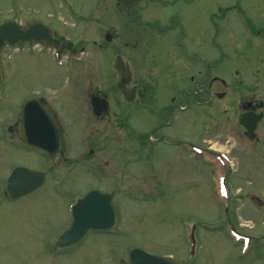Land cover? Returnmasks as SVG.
<instances>
[{
  "label": "rangeland",
  "instance_id": "374dc122",
  "mask_svg": "<svg viewBox=\"0 0 264 264\" xmlns=\"http://www.w3.org/2000/svg\"><path fill=\"white\" fill-rule=\"evenodd\" d=\"M106 1L0 0V23L46 21L57 28L58 34L74 42L82 41L79 44L85 48L75 53L64 50L62 59L59 55L56 57L54 47L44 44H19L2 50L5 70L0 90V264H119L117 257L126 255L125 248L132 245L153 254L172 253L184 258V232L195 225L201 245L198 244L193 264H264V120L259 122L257 139H249L237 122L235 108L223 115L221 126L215 132L203 125L195 105L189 117L177 119L162 130L192 144L211 145L228 155L231 164L224 173L226 188L218 179L223 173L220 163L217 162L215 169L207 156H185L172 146L158 147L155 156V145H146L142 148L144 159L135 161L132 155L137 141L127 142L128 148L121 150H110L112 147L108 145L105 153H110L107 157L112 160V167L117 161L131 162L122 180L127 182L125 190L116 191L115 228L104 235L92 231L67 252L56 248L54 241L69 223L68 205L90 189L110 190L107 184L114 185L111 182H116L119 171L95 164H91V173L89 167H72L61 171V181L51 175L41 188L17 201L4 197L2 183L9 168L17 163L34 168L39 163L34 154L32 158L25 157L23 150L6 142L5 129L14 123L25 97L42 93L52 108L60 106L63 113L58 117L64 127L66 152L72 158L82 154V140L92 126L88 93L95 84L103 89L107 86L104 73L116 50L111 47L119 45L117 40H105L104 29L109 26L113 33H118L121 24L118 6L112 0L108 7ZM233 1L195 0L183 9L185 14L194 15L195 11H209L220 3L228 5ZM239 3L247 19L255 23L254 47H234V40L245 38L241 36V16L235 20L238 27L234 30L224 23V28L232 30L234 36L223 33L226 54L223 67L226 71L237 67L245 77L243 85L249 87L255 81L257 96L264 100V0H239ZM175 9L171 5L168 12ZM252 72H256V78L251 76ZM4 110L6 116H3ZM154 120L149 111L133 113L130 123L135 137L155 136ZM227 217L233 219L237 230L256 237L250 246L253 250L243 258L238 255L242 246L234 244L224 224ZM186 220L192 221L185 223ZM224 225L226 231H222ZM52 248L59 254L54 255Z\"/></svg>",
  "mask_w": 264,
  "mask_h": 264
},
{
  "label": "flooded vegetation",
  "instance_id": "af4514ba",
  "mask_svg": "<svg viewBox=\"0 0 264 264\" xmlns=\"http://www.w3.org/2000/svg\"><path fill=\"white\" fill-rule=\"evenodd\" d=\"M194 1L140 0L124 4L121 0H114L121 15L120 29L118 33H113L107 26L104 31L112 34L111 42L118 41L117 48L114 45L111 50L116 49L113 56L120 55L127 66L126 79L129 81L125 89L131 92L132 99L128 100L117 87L120 74L110 62L109 69L104 73L107 86L103 89L95 84L88 93L90 95L88 111L92 118V126L89 129L90 133L82 140L81 147L84 149L81 155L74 158L68 156L62 120L60 121L56 108H52L41 94L30 97L40 98V102L55 122L59 131L58 151L55 154H48L27 143L21 133V111L16 112L17 119L5 129L6 142L23 150L25 157L32 158L34 154L33 157L39 162L34 169L45 172L47 178L48 172L60 169L64 162L72 167L85 166V162H88L90 173L93 168L91 164L97 165L101 162L111 169L112 160L107 157L109 153L105 152L108 145L111 148L113 141L118 142L120 150L128 148L125 145L127 142L137 141L133 149L137 159L142 157L141 136L135 137V132L132 131L133 124L130 123L135 112L141 114L149 111L155 117V140H157L155 156L160 146H172L175 151L191 156L185 146L178 145V142H189L187 139L174 134H164L162 130L164 127L172 126L177 119L189 117L192 105L198 108L203 125L208 126L213 132L218 130L223 115L229 113L231 108L237 109V122L244 112L260 113L262 115L260 121H263L264 100L257 96L258 84L256 85L254 81L252 86L243 85L245 77L237 67L233 71H226L223 67V59L226 55L224 31L229 37L234 36L232 30L238 27L235 20L237 21L238 16H241V36L247 39L234 40V47H238L240 42L245 49H248L255 42L252 38L256 35L255 23L247 19V14L239 0L226 6L220 3L209 11L200 13L195 11L194 15L185 14L184 6ZM105 3L111 7L112 0H107ZM171 5H175L177 9L168 12ZM224 23L232 27V30H226ZM55 36L61 38V35L55 34ZM63 45L62 42L61 46ZM94 74L95 72L91 75V79ZM251 76L256 78V72H252ZM96 96L101 101L107 102V104L103 103L106 106L104 107L98 103L101 102L99 99L96 100L95 105L99 114H95L91 103V99ZM75 98L78 100L76 96ZM5 112L6 110L3 116H6ZM259 122L255 134L248 136L249 139H257ZM243 131L246 133L245 127ZM128 163L129 161L125 163L120 161L115 167L120 173L121 180L127 173ZM18 165L24 166L22 163H17L9 170ZM104 175L107 178V174ZM119 185L126 188L127 184L119 182ZM26 195L13 198L11 201H17ZM183 243L184 258L172 253L163 255H172L186 264H193L187 258V238H183Z\"/></svg>",
  "mask_w": 264,
  "mask_h": 264
},
{
  "label": "water",
  "instance_id": "95a60500",
  "mask_svg": "<svg viewBox=\"0 0 264 264\" xmlns=\"http://www.w3.org/2000/svg\"><path fill=\"white\" fill-rule=\"evenodd\" d=\"M125 3H131L136 0H123ZM50 28L42 23H35L32 25L22 26L16 21H8L0 24V50L6 44L13 45L20 40L29 39H52ZM118 68L123 76H126V66L121 63L120 59L117 61ZM2 79V64L0 56V84ZM126 79V78H125ZM120 84V83H119ZM121 87V84H120ZM127 94V91H125ZM128 95V94H127ZM129 96V95H128ZM36 102H28L24 106V131L25 134L33 129L39 131L41 126L35 125L34 120H46L41 128L43 132V139L39 142L43 144L47 150L48 146L57 144L58 133L55 126L50 120L49 116L42 110L38 111V118L34 117L31 111V106ZM40 108V107H39ZM31 111V115H30ZM261 118L260 114L251 115L245 113L241 118V123L247 126L248 132L253 133L257 121ZM251 119V120H250ZM38 142V143H39ZM55 149V148H54ZM53 149V150H54ZM43 174L33 170L16 169L14 173L7 180V189L10 188L11 183H18L19 180L27 183L25 180L31 181V188L37 187L43 181ZM25 179V180H24ZM24 186L28 188V184ZM30 187L27 189H31ZM72 223L68 229L58 238L57 244L65 246L75 241H78L83 234L91 227L108 228L114 223V207L111 202L110 194L99 193L97 191L89 192L79 203L74 207L72 214ZM130 264H179L178 261L172 258L159 257L149 254L142 249L136 248L131 252Z\"/></svg>",
  "mask_w": 264,
  "mask_h": 264
}]
</instances>
